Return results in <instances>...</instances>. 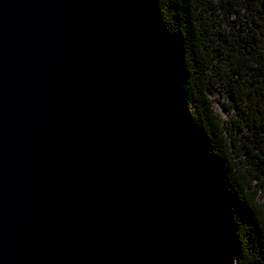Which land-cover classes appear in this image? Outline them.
I'll return each instance as SVG.
<instances>
[{
    "label": "water",
    "instance_id": "95a60500",
    "mask_svg": "<svg viewBox=\"0 0 264 264\" xmlns=\"http://www.w3.org/2000/svg\"><path fill=\"white\" fill-rule=\"evenodd\" d=\"M155 0H0V264H238Z\"/></svg>",
    "mask_w": 264,
    "mask_h": 264
},
{
    "label": "trees",
    "instance_id": "16d2710c",
    "mask_svg": "<svg viewBox=\"0 0 264 264\" xmlns=\"http://www.w3.org/2000/svg\"><path fill=\"white\" fill-rule=\"evenodd\" d=\"M179 58L184 116L218 182L238 264H264V0H155ZM234 111L224 121L215 110Z\"/></svg>",
    "mask_w": 264,
    "mask_h": 264
},
{
    "label": "rangeland",
    "instance_id": "374dc122",
    "mask_svg": "<svg viewBox=\"0 0 264 264\" xmlns=\"http://www.w3.org/2000/svg\"><path fill=\"white\" fill-rule=\"evenodd\" d=\"M217 102H214V107L217 113H219L224 121H233L235 119L234 111H225L222 109L221 102H227L225 94H221L216 97Z\"/></svg>",
    "mask_w": 264,
    "mask_h": 264
}]
</instances>
